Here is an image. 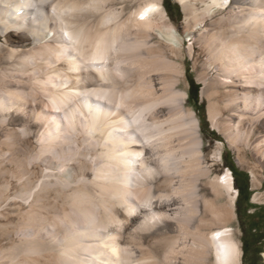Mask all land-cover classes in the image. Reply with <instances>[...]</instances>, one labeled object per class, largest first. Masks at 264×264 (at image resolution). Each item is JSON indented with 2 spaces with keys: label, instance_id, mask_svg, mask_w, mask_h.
I'll return each mask as SVG.
<instances>
[{
  "label": "bare ground",
  "instance_id": "obj_1",
  "mask_svg": "<svg viewBox=\"0 0 264 264\" xmlns=\"http://www.w3.org/2000/svg\"><path fill=\"white\" fill-rule=\"evenodd\" d=\"M125 1L0 0V168L8 163L20 170L23 148L28 147L22 140L33 135L39 145L33 152L27 149L30 161L43 167L47 173L43 175L55 176L69 186L86 174L75 160L76 166L67 161L68 155L87 142L94 150L99 145L98 157L108 167H102L108 170L105 175L97 168L99 174L91 177L96 181L92 180L93 186L98 188L103 182L110 190L106 199L100 196L105 186L100 193L88 182L92 189L76 184L70 197L71 193L60 195L64 202L57 205L51 199L44 202L47 184L37 181L36 170L22 175L10 168L1 171L0 209L8 206L18 214L13 235L21 251H0V264H207L211 254L214 264H241L239 242L227 226L237 195L229 170L214 185L227 194L229 207L204 197L198 213L200 200L195 197L194 202L193 197L197 188L192 183L186 186L195 204L185 206L198 217L183 215L186 207H179L185 212L180 210L183 213L177 216L173 204H161L163 196L158 194L142 196L145 203L155 199L154 209L150 204L149 209L148 204L146 208L135 206L132 203L137 198L131 201L132 195L131 199L123 196L132 185L136 190L151 186L152 180L147 181L145 175L160 157L153 150L159 142L169 141L167 130L175 132V127H169L174 115L178 121L187 117L185 123L176 120L178 127L188 129L195 151L191 152L201 154L198 121L192 112L184 114L187 94L176 90L181 74L170 59L185 38L196 43L208 68L216 72L209 81L204 78L201 88V95L213 99V125L231 148L244 147L264 166V0H179L184 13L180 27L171 23L162 0H140L138 8L126 15ZM153 33L159 43L168 44L167 49L153 44ZM74 125H79V132L72 129ZM241 151L237 152L242 155ZM215 155L220 158V152ZM153 169L154 176L159 169ZM177 174L171 177L168 172L171 179L178 178ZM138 175L145 178L143 182ZM178 179H173L177 185ZM14 181L19 185L14 186ZM251 181L254 187L261 186L253 172ZM179 192L175 191L178 197ZM83 201L91 202L96 210L82 206ZM23 204L28 208L21 212Z\"/></svg>",
  "mask_w": 264,
  "mask_h": 264
},
{
  "label": "rangeland",
  "instance_id": "obj_2",
  "mask_svg": "<svg viewBox=\"0 0 264 264\" xmlns=\"http://www.w3.org/2000/svg\"><path fill=\"white\" fill-rule=\"evenodd\" d=\"M125 2H126V4H124V6H125V15L127 13H129L130 11H132L133 9H137L138 6L141 4L140 0H127ZM119 3H121V1H119ZM162 4H163V7L167 11L168 18L171 21V23L174 26H177V27L182 26L183 22H184V13H183L182 6H181L179 0H162ZM119 7L120 6L118 5L117 8H119ZM152 36H154V37L151 38L153 44H155V45L160 44L163 49H167V45L168 44L167 43H159L160 39L157 36V34L153 33ZM1 46H2V43H0V47ZM3 53H2V56H3ZM170 59L172 60V63L177 66L178 72L181 74V76L179 77L181 84L176 90L177 91H184L187 94V98H186V100H185V102H184V104L182 106L184 114H186L188 112H192L193 115L196 117V119L198 121V134H199L200 139H201V154L199 156H197V153H192L191 152L193 150V148H192L193 145L190 146V144H192V142H190L192 140V135L190 133H188V129L186 127H183V128L182 127H178V125H180L179 123H177L178 116L174 115V117H176L175 121L172 122L169 127L170 128L171 127H175L176 129H178V131L175 129V132H174L173 129H172L173 132L171 130V132H172L171 134L172 135L174 133H176V131H177V136H176V134H174V137H173L170 134V130H167V132L165 134H167V133L168 134L165 135V136H166L167 139H168V135L170 136L169 137L170 138L169 141L168 140L165 141L166 140L165 139L164 140L165 142L162 141L160 145H159V143H160L159 142L157 144V146L155 147L156 149L153 150L154 155L156 154V156H160L161 157V158L160 157L156 158L157 160L155 159V162L157 161L156 162L157 164L155 163V165L153 167V168H156V171L159 169L158 173L161 175V178H160V175L158 173H156V172L154 173L155 177L153 176V174H151V173H153L155 171V169L152 168V170H151L152 172H149L151 175L149 173L148 174L145 173L146 174L145 177H146V179H148L147 181L152 180V184H151V186H149L150 189L147 188V187H144L143 190H141V189L140 190H136L137 188H135L132 185L135 190H133V187L130 186L129 187L130 188L129 191L125 192V195L123 196V198L128 197V199H131L130 197L133 196L134 199H131V201H134L137 198L136 201H134L132 203V204L135 203L134 204L135 206L138 204V206L141 205L140 207H143V205H144V208H146L150 204L151 207L153 208V206L155 204H157V202H155V199H153L151 203H149V202L145 203V202H143L144 200H142V198L144 199L145 197H142V196H146L145 193H148V192H150L154 196H156L158 194V195L163 196L164 200L166 198L168 199V200L164 201L163 197H162L161 198L162 199L161 200V204H165L167 202L172 203L173 207L175 208V211L178 212L177 216H180V215H182V213H183L182 211H184L185 207L188 206L187 203L194 201V200H192L193 197L195 199L194 202H196L197 199L195 197H198V200H200V201H197L196 205H197V208H200L199 212H198V213H200L202 211V209H203L204 197L206 199H209L211 201V203L215 202L214 204H216L217 206H220V205L221 206L225 205L224 207H229L230 206V199L227 196V194L224 191H222V190L218 191V189L214 188V185H215V183L217 181V178H219V177L221 178L223 176V173L226 170H229L231 172V169H235L239 173H242L243 175L246 174L247 175V180H248V183H249L250 197H249L248 204L245 203V202H241L240 203L239 213H240V215H245V217L246 216H248V217L245 218L244 220H242V219H240L238 217V214H236V200H237V195H238V193H237L236 198H235L234 203H233V207L231 209V212L233 214V218L231 219V221H229L227 226L229 227V229H231L233 231V233H234L233 235H234L235 239H237L238 242H239L240 249H241L240 263L241 264H264V254H263L264 253V240L260 241L256 245L249 246V249H248L247 253L245 254L244 258H243V248H242V241H241V237L243 236V232L247 233L250 224H253L254 226L257 227V231L256 232H252V234L255 233L257 235V237L259 236L260 232H264V166L259 165L258 162L256 161L257 159L254 158V156L250 153V151H248L247 149H244V147L237 146L236 148H239L238 150L236 148H231V145L229 144L227 139L224 137V135L222 134L221 130L213 125L212 118L210 117V106H211L210 104H212L213 99H212V97L209 98L206 95L205 96L201 95V88H202V85H203L202 81H204L205 79L207 81H209L208 79H210L211 77H214L216 75V72L214 70L208 68L207 63H205L206 62V57H204L200 53V48L196 45V43H193L192 41H190L187 38H185L184 39V43H181V47L179 49V52H177V53L173 54L172 56H170ZM190 81H193V83L195 85H197L198 88H199L198 89V102H197V104H194L192 101H189V99H188V91H189V83H190ZM183 118H184V121L182 120V118H180L178 122H180V120H181L182 123L183 122L185 123L186 120H187V117H183ZM78 127H79V125H74V127L72 129H74V130L77 129L76 131L79 132L80 130L78 129ZM71 131L74 132L73 130H71ZM182 132L184 134H186L185 136H187V137H185ZM178 135H181V136L179 137ZM89 136H91V135L89 134ZM175 137H177V138H175ZM182 137L184 138L183 140H182ZM172 138H173V141L171 140ZM174 138H175V140L176 139L177 140L175 141ZM34 139H35V141H34ZM179 140H180L181 144H180ZM22 141H23V146L24 147L28 146L27 148H23L24 151H25L24 154H23L24 156L23 155L21 156V163H23V166L21 164L20 170H17L15 166H12V165H10L8 163H4L3 168H0V183L2 181V176H3L1 171H3V170H7L8 171L9 168H10L11 171L17 173L18 175L19 174L22 175L23 173H27V172L31 174L34 170H36L38 172L37 173L38 174L37 175V181L39 183L47 184V186H48V188H47V186L45 187L46 198L44 199V202H45V200L49 201L51 199L57 205L62 204L64 202V200H63V197H61L60 195L61 194L62 195L63 194L64 195H69L71 193L69 195V197H70L72 195V191L71 190H72V188H74V186L76 184L77 185L80 184L79 185L80 187L83 185V187L85 186V188H87V189L88 188L89 189H92V188L98 189L99 192H100V190H102L101 188H103L105 186L104 189H106V191H104V189H103L104 192L102 191V194L103 193L104 194L100 195L101 192L97 193V194H99L102 198H104V197L106 198V196L108 197V194H110V190L106 187V185L103 184V182H102V184H99L97 186L98 188H95L96 185H95V187L93 186L95 180L91 178V177L94 178V176L96 175L95 173H97V168L99 169L98 172L102 169V171H100V173L102 172L103 174L101 173V175H105L104 171L108 172V170L106 171V170L103 169L104 167L107 169L108 168L107 165L105 166V163L98 157V152H99L98 150H100V149H98L96 147H99V145L98 146L96 145L95 150H94V149H92L93 146L86 142V144H87L86 146L83 145L84 144L83 143V144L80 145L79 149L77 148L78 150H76V149H75L76 151L72 150V152L68 155L69 157L67 159H69V160H67V161L72 163L74 166H76V164H77L76 167H81L82 170L86 174L84 178H79L78 177L79 181L77 183H73V184L68 186L64 182H62L61 180L57 179V177H55V176H48L47 177L46 176L47 173L44 171V169H42L43 167L37 161H30V157H29V155H27L28 153L26 152L27 149L29 148L28 150H32V152H33L39 145V141L37 142L36 138L33 135L32 136L31 135L27 136V138L23 139ZM171 141H172L173 144L169 143ZM186 141H188L190 143H187ZM176 142L179 143V144L177 143V146L175 144ZM182 142H183V144H182ZM164 143L170 144V145L168 146V145H166ZM174 144H175V146H174ZM88 145L89 146L91 145V148L88 147ZM162 145L164 147H162ZM171 145H172V147L176 148V150L178 148L182 149V150L178 151L179 150L178 149L176 151L174 148L171 147ZM81 147H83L85 151L84 150L82 151ZM159 147L161 149H163V150H161ZM170 147L172 149H174L175 151L171 150ZM188 147H189V149H188ZM86 148H88V149L86 150ZM79 150H81V151H79ZM73 151H74V153H73ZM95 151H97V153ZM158 151L160 153L159 155H158ZM188 151H190L193 155L190 152H188ZM237 151H241L242 155H240ZM32 152L30 151V153H32ZM76 152H78V153H76ZM167 152H168L169 155L167 154ZM193 152H195V151L193 150ZM217 152H220V158L219 159L215 155ZM95 153H96L97 156L95 155ZM174 154H176L177 156L179 155V156L178 157L174 156ZM80 155H82V156H80ZM76 156L77 157L79 156V157L77 158ZM141 156H143V154ZM141 156H139V158L137 157V159L140 160ZM166 156L168 157V159H166L167 158ZM74 157H76V158L74 159ZM82 158H84V159H82ZM93 158H95L96 161ZM189 158L191 160L189 161V163H186V162H188ZM98 159L101 160L100 161L101 163L100 162L97 163V161H99ZM74 160H75V162H77L76 164L73 162ZM27 161H29V163L31 164L30 167H29L30 164L28 165ZM158 161L161 162L160 166H161L162 169L159 168L160 166L158 164L159 163ZM192 161L196 162L197 165L195 163H193ZM97 164H99V165H97ZM170 164H171V166H169ZM190 164H192L193 166L190 165ZM156 165H158L159 167L158 166L156 167ZM188 165H190L191 169H189ZM26 166H28V167H26ZM99 167H101V168H99ZM169 167L172 168V170H170ZM175 167H176V169H175ZM179 168H181V169H179ZM182 168H183L184 171L186 169V173L182 170ZM163 169H165V170H163ZM196 170L198 172H200V174L196 173L195 172ZM163 171L165 173H163ZM175 171L178 173L177 176L180 175V176H178L179 179H181L180 177L183 176L182 177L183 179H181V181L177 177L175 178V176H176V172ZM179 171L180 172L182 171L181 172L182 176H181V173H179ZM56 172H58L57 169H55L54 173H56ZM168 172H169V175L171 177H173V175L175 174L174 178L171 179V177H169V175H168ZM206 172H208V173H206ZM252 172L257 177V180L260 181V183H261L260 187H254L253 186L252 181H251ZM43 173H46V174L43 175ZM171 173H172V175H171ZM97 174H99V173H97ZM147 176H148V178H147ZM50 177H51V179H49ZM194 177H197V178H194ZM232 177H233V175H232ZM52 178H54V179L52 180ZM102 178H104V177H101V179ZM137 178H138V180L139 179L140 180L141 179L142 180L145 179V178L143 179V177L141 175H140V177L138 175ZM184 178H186L185 179L186 181L184 180ZM173 179L174 180L178 179V181H180V184L177 185V183H178L177 180L174 181ZM194 179H195V181L197 180L198 182H194ZM46 180H48V181H46ZM89 180H91V184L92 185L89 183L90 182ZM92 180H94V181H92ZM102 180H104V179H102ZM142 180H141V182H143ZM182 180H183V182L185 181L184 183H186V184H183ZM49 181H50V184L47 183ZM82 182H84V184H82ZM87 182H88L90 187L91 186H93V187L92 188L87 187ZM239 182L241 184L245 183L244 176H239ZM95 183H96V181H95ZM188 183H190V184H188ZM191 183L194 184L195 189L197 188L196 192L198 191L197 193L196 192L193 193L195 195H193L192 198L188 195L189 191H190V190H188V188L191 187V185H192ZM12 184L14 186L19 185V183L15 182V181ZM172 184H174V185L176 184L177 187L172 185ZM100 185H101V187H100ZM233 185H234V177H233ZM107 186H109V184H107ZM171 187H173L172 190H171ZM131 188H132V192H130ZM184 188H185V190H184ZM234 188L236 189L235 186H234ZM182 190H184V191L188 190V194H187V191L182 193L183 192ZM53 191H55V192H53ZM112 191H113V188H112ZM133 191H134V193H133ZM138 191H139V196L141 197V199L139 198L140 200L138 199L139 196L136 195V194H138ZM171 191H172V194H171ZM175 191L176 192L177 191L178 192L181 191V192H179V194L181 193V195H179V197H178V194L175 195L176 194ZM58 192H59V194H58ZM55 193H56L57 196L55 195ZM105 193H107L106 196H104ZM217 194H220V195H217ZM51 195H53V196H51ZM126 195H129V196H126ZM165 195H168L169 198H168V196H165ZM47 196H48V198H47ZM181 198H183V199H181ZM141 200H142L143 203L141 202ZM111 202H112V200H111ZM136 202H138V203H136ZM194 202H192V203H194ZM205 202L209 203L207 200ZM90 203L91 202L85 201L84 203H82V206H84L86 208L88 205H90V207L88 206L89 208L87 207L90 210L91 206L93 205V204H90ZM152 204H153V206H152ZM85 205H87V206H85ZM150 205L146 209H149ZM248 205H250V206H248ZM247 206H248V209H247ZM7 207L8 206H3L0 209V214L3 215V218L2 219L0 218V251H4L5 249L8 248L4 252H6V251L7 252H9V251L13 252L14 251L15 253H17V252H19L21 250H19L20 249L19 240H17L16 235H13V232H14L13 230H14V226H16V227L18 226L20 220H19L18 214L14 213L15 214L14 215L13 213L10 212V208L9 207L7 208ZM26 207L28 208V205L27 204H25V205L23 204L21 209H20V211L21 212L25 211L27 209ZM112 207H111V209L114 210L115 212H117L118 208L116 206H112ZM179 207H182L184 209H182V208L179 209ZM178 209H179V211H178ZM91 210L95 211L96 208L93 207V208H91ZM180 210H182V211H180ZM185 211L184 212L186 214H183V215H187V214H189V216L197 215L196 217H198V213H196L195 211H192V210L190 211V209L188 210L187 207H186ZM187 211H189V213H187ZM207 214H206V216H207V218H209L210 214H208V215ZM79 217H80V214H79ZM120 218H122V217H120ZM166 224L168 226L173 225L172 223L169 224L168 222L165 223V225ZM7 227L9 228V231H8ZM160 227H163V225L159 226L158 228L156 227L154 229V231L157 230V229H161ZM130 228L131 227L129 226V230H130ZM6 231H8L9 234ZM7 237L10 238V239H8ZM13 237H15V238L13 239ZM5 240H6V243H5ZM15 240H17V241H15ZM152 240L153 239H148V241L150 243H151ZM157 240H158V238H156V240L153 241V242H157ZM9 242H11V243H9ZM149 242L145 243L146 247H149L148 246V245H150ZM10 248H12V250ZM214 263H215L214 254H211L209 259L207 260V264H214Z\"/></svg>",
  "mask_w": 264,
  "mask_h": 264
},
{
  "label": "trees",
  "instance_id": "obj_3",
  "mask_svg": "<svg viewBox=\"0 0 264 264\" xmlns=\"http://www.w3.org/2000/svg\"><path fill=\"white\" fill-rule=\"evenodd\" d=\"M198 89H199L198 86L195 85L193 83V81H190L189 91H188V99H189V101H192L194 104H197V102H198ZM231 173L234 177V186L236 187L237 193H238L237 200H236V214H238V217L240 219L244 220L248 216L245 217V215H240L239 210H240V203L245 202L248 204L249 197H250L249 183L247 180V175L246 174L243 175L242 173H239L235 169H231ZM239 176H244V179H245L244 184H241L239 182ZM248 206H250V205H248ZM248 206H247V209H248ZM256 231H257V227L254 226L253 224H250L247 233L243 232V236L241 237L242 248H243V258L245 256V254L247 253L249 246L256 245L260 241L264 240V232H260L259 236L257 237V235L255 233L252 234V232H256Z\"/></svg>",
  "mask_w": 264,
  "mask_h": 264
},
{
  "label": "snow or ice",
  "instance_id": "obj_4",
  "mask_svg": "<svg viewBox=\"0 0 264 264\" xmlns=\"http://www.w3.org/2000/svg\"><path fill=\"white\" fill-rule=\"evenodd\" d=\"M151 9H148L147 11H150ZM142 19L144 18L143 16L141 17Z\"/></svg>",
  "mask_w": 264,
  "mask_h": 264
},
{
  "label": "water",
  "instance_id": "obj_5",
  "mask_svg": "<svg viewBox=\"0 0 264 264\" xmlns=\"http://www.w3.org/2000/svg\"><path fill=\"white\" fill-rule=\"evenodd\" d=\"M233 187H234V185H233Z\"/></svg>",
  "mask_w": 264,
  "mask_h": 264
}]
</instances>
